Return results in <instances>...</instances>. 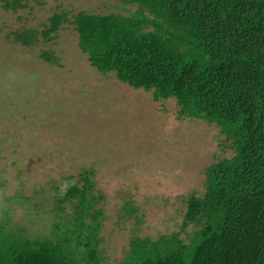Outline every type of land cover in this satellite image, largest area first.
Listing matches in <instances>:
<instances>
[{
  "label": "rangeland",
  "instance_id": "obj_1",
  "mask_svg": "<svg viewBox=\"0 0 264 264\" xmlns=\"http://www.w3.org/2000/svg\"><path fill=\"white\" fill-rule=\"evenodd\" d=\"M23 3L5 9L0 0V223L73 247L63 238L75 230L76 216L62 218L55 197L71 183L81 185L79 174L90 170L94 194L103 196L96 208L103 211L100 249L108 264L127 258L134 236L157 240L178 232L187 241L195 230H181L188 196L204 193L209 165L233 155L220 128L178 119L174 99L155 102L151 92L99 73L81 51L73 24L50 41L41 34L27 46L14 40L19 32L40 33L56 11L136 6L118 0ZM44 51L57 62L43 58ZM61 206L65 216L74 211L71 202Z\"/></svg>",
  "mask_w": 264,
  "mask_h": 264
},
{
  "label": "trees",
  "instance_id": "obj_2",
  "mask_svg": "<svg viewBox=\"0 0 264 264\" xmlns=\"http://www.w3.org/2000/svg\"><path fill=\"white\" fill-rule=\"evenodd\" d=\"M2 1L5 9L25 6ZM118 1L136 8L56 11L40 33L19 32L14 40L27 46L41 34L50 41L73 24L99 73L151 92L155 102L174 99L178 119L218 126L233 155L209 165L204 193L188 196L181 230H195L187 241L178 232L134 236L117 264H264V0ZM41 56L57 62L50 52ZM93 174H79L81 185L55 197L62 218L76 216L75 230L63 238L73 247L0 223V264H108L100 249L103 211L96 208L103 196L94 194ZM66 201L74 211L65 216Z\"/></svg>",
  "mask_w": 264,
  "mask_h": 264
}]
</instances>
